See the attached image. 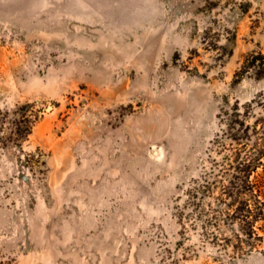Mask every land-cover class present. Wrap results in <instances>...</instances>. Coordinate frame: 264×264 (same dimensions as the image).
<instances>
[{
  "label": "rangeland",
  "instance_id": "1",
  "mask_svg": "<svg viewBox=\"0 0 264 264\" xmlns=\"http://www.w3.org/2000/svg\"><path fill=\"white\" fill-rule=\"evenodd\" d=\"M259 53L264 0H0V113L42 110L20 149L0 141V264H264L191 197L235 145L222 113L264 115Z\"/></svg>",
  "mask_w": 264,
  "mask_h": 264
},
{
  "label": "trees",
  "instance_id": "2",
  "mask_svg": "<svg viewBox=\"0 0 264 264\" xmlns=\"http://www.w3.org/2000/svg\"><path fill=\"white\" fill-rule=\"evenodd\" d=\"M243 69L253 80H261L264 78V55L259 53L246 61ZM17 104V109H7L0 113V141L7 149L22 147L42 111L34 110V101H19ZM251 106L252 103H246L243 113L237 107L231 112L222 113L224 127L218 139L232 140L235 143L231 147L232 153L223 157V163L215 160L214 168L217 171H206L201 183L191 193L192 204L200 207L201 217H205L204 227L210 225L219 230L221 225L240 226L241 233H235L233 238L221 239L215 232L211 235L213 242L225 247L230 245L236 250H251L264 240V115H253V124L248 123ZM0 112H3L1 108ZM9 112L16 117L11 120L12 125L6 126L5 113ZM40 151L41 149H36L27 159L31 168L38 172L46 165L45 155ZM215 189L219 192L215 197L217 204L207 211L202 203L205 196ZM205 232L208 234V231Z\"/></svg>",
  "mask_w": 264,
  "mask_h": 264
},
{
  "label": "water",
  "instance_id": "3",
  "mask_svg": "<svg viewBox=\"0 0 264 264\" xmlns=\"http://www.w3.org/2000/svg\"><path fill=\"white\" fill-rule=\"evenodd\" d=\"M47 109H48V110H50V109H51V107L49 106Z\"/></svg>",
  "mask_w": 264,
  "mask_h": 264
}]
</instances>
